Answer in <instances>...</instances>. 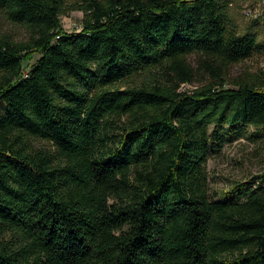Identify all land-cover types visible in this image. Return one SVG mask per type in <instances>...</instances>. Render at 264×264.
Listing matches in <instances>:
<instances>
[{
	"label": "trees",
	"instance_id": "16d2710c",
	"mask_svg": "<svg viewBox=\"0 0 264 264\" xmlns=\"http://www.w3.org/2000/svg\"><path fill=\"white\" fill-rule=\"evenodd\" d=\"M249 1L0 0V264H264V173L217 201L207 168L264 130Z\"/></svg>",
	"mask_w": 264,
	"mask_h": 264
},
{
	"label": "rangeland",
	"instance_id": "374dc122",
	"mask_svg": "<svg viewBox=\"0 0 264 264\" xmlns=\"http://www.w3.org/2000/svg\"><path fill=\"white\" fill-rule=\"evenodd\" d=\"M256 4L257 0H250L245 3L242 8L234 11V18L240 31L255 26L256 20H259V25L256 24L255 29L259 33L260 41H264L263 16L252 18L245 15V10L255 8ZM83 17L84 14L81 11L71 12L62 17L63 28L69 33L79 32ZM8 32L17 40L26 38V31L17 26H10ZM39 58V55H35L32 61H26L24 63L25 72H28ZM189 61L194 68H198L199 59L197 56H190ZM246 74L264 76V53H259L244 63L233 65L228 74L229 85L227 87H233L231 82ZM208 82L209 80H205L194 84H184L181 90L193 91ZM207 168L210 194L217 201L237 195L234 192L237 186L251 183L256 185V182L260 181L258 177L264 173V130L254 127H241L234 130L233 135L222 137L211 146V156ZM240 192L243 193L244 190L241 188Z\"/></svg>",
	"mask_w": 264,
	"mask_h": 264
},
{
	"label": "built area",
	"instance_id": "2783aa9c",
	"mask_svg": "<svg viewBox=\"0 0 264 264\" xmlns=\"http://www.w3.org/2000/svg\"><path fill=\"white\" fill-rule=\"evenodd\" d=\"M245 15L252 18H259L261 15L264 20V0H257L256 7L247 8L245 10Z\"/></svg>",
	"mask_w": 264,
	"mask_h": 264
}]
</instances>
